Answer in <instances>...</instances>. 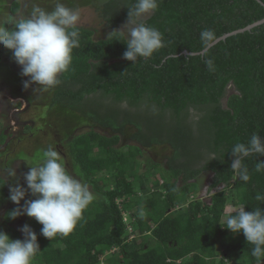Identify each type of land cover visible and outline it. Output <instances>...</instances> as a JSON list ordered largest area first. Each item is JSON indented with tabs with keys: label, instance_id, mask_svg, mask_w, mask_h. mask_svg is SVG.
Listing matches in <instances>:
<instances>
[{
	"label": "trees",
	"instance_id": "1",
	"mask_svg": "<svg viewBox=\"0 0 264 264\" xmlns=\"http://www.w3.org/2000/svg\"><path fill=\"white\" fill-rule=\"evenodd\" d=\"M134 3L108 0L101 10L107 28L113 32L127 23L128 8ZM263 5L255 0H158L157 11L143 22L163 34L165 46L134 63L123 58L126 40L120 34L95 42L91 31L78 28L79 47L60 75L50 105L111 132L103 136L89 130L68 146L83 181L101 199L88 205L69 235L52 241L41 235L42 225L34 219L40 252L32 264H98L101 257L104 264H257L251 255L253 245L243 233L224 227L241 205L249 212L264 209V201L255 199L257 193L264 194V172L255 171L257 160L264 161V156L244 159L250 173L246 183L230 168L234 144L247 143L257 132L264 138V24L212 47L209 56L215 71L207 69L200 55L182 53L200 51L204 29L219 38L264 19ZM17 6L18 1L12 2L11 8ZM128 126L134 129L131 137L137 146L118 148ZM153 145L173 150L167 167L174 180L185 184L208 172L212 174L208 192L224 189L205 204L194 201V184L176 188L162 169L155 170L157 164L136 167L143 149ZM212 154L219 158L210 160ZM151 174L159 175L163 184L154 180L149 190L146 180ZM136 189L145 199L129 204L148 209L133 221L134 226L129 222L144 239L129 243L123 203L118 202H128ZM227 189L233 208H238L229 214H225ZM4 190L0 179V203ZM13 210L4 215L8 224L17 219L9 218ZM0 231L19 239L12 227Z\"/></svg>",
	"mask_w": 264,
	"mask_h": 264
},
{
	"label": "clouds",
	"instance_id": "2",
	"mask_svg": "<svg viewBox=\"0 0 264 264\" xmlns=\"http://www.w3.org/2000/svg\"><path fill=\"white\" fill-rule=\"evenodd\" d=\"M128 9L127 23L110 35L120 34L126 40L123 58L134 63L138 58H151L165 45L163 34L143 22L144 17L157 11L158 0H135ZM79 20V9L69 8L61 0H55L51 11L33 3L30 12L19 18L0 16V46L12 53L14 62L21 67V75L29 78L24 82L25 88L35 84L38 86L35 91L38 88L48 91L60 83V75L67 71L73 50L79 47ZM217 39L211 29L200 32L201 48L197 54L204 58L210 72L215 71V67L209 52ZM253 154L264 156V138L258 132L253 133L247 143L238 142L231 149L230 168L242 182L250 180L249 169L243 161ZM218 158L212 154L210 160ZM255 171L264 172V161L257 160ZM8 174L12 176L16 172L12 168ZM23 179L35 199L25 200V188L19 183L11 187L10 200L17 205L25 200V204L23 208L11 211L9 218L16 219L21 215L34 218L42 225L41 235L51 241L57 236L69 235L83 211L95 199L88 184L68 172L61 154L52 145L41 150L37 163L28 168ZM255 199L264 201V194L257 193ZM123 220L129 232L127 235L134 232L125 216ZM226 224L224 228L232 233H243L247 243L253 245L251 255L257 264H262L264 209L249 212L241 205L235 214L228 216ZM20 231L23 240L11 239L6 232L0 231V264H32L40 252L35 232L27 224Z\"/></svg>",
	"mask_w": 264,
	"mask_h": 264
},
{
	"label": "rangeland",
	"instance_id": "3",
	"mask_svg": "<svg viewBox=\"0 0 264 264\" xmlns=\"http://www.w3.org/2000/svg\"><path fill=\"white\" fill-rule=\"evenodd\" d=\"M13 1H18L20 6V13L17 14V18L29 13L33 3H44L45 6L40 5V7L48 11H51L55 7V0H0V10L3 8L7 16L10 15L8 8ZM107 1L108 0H61L65 6L79 9L80 20L78 21L77 27L91 31L93 33L92 40L95 42L106 39L112 32V30L107 28L106 23L101 17L102 6ZM149 16L144 17L143 21ZM125 24L126 23L119 24L115 31L121 30ZM0 53H2V57L4 56V60L6 61L11 56H9V54L7 55L2 46H0ZM4 60L0 59V75L4 77V79H0V139H4L3 142L0 141V179H2L9 186L12 185V187L19 183L25 188V200L35 199L33 195L30 196L28 193L27 185L24 182L23 176L28 171L29 167H32L37 163V160L41 155V150L46 149L49 145H52L61 154L68 172L84 182L82 175L79 173L78 167L74 164L70 157L68 147L70 141L78 134L87 132L89 130H94L103 136H111V132L98 127V125L96 126L87 119H83V117L77 113H73L57 106L52 107L50 105L52 89H49L48 91H42L38 88L35 91L38 86L34 84H31L28 88H25L24 82L28 80L26 78L23 82V91L25 92L23 95L27 96V99H30V104L27 106V109L24 113L15 114L14 111L18 109L17 107L11 106V108L10 106L7 107L3 104L6 97L4 93L5 86L3 80L6 82V84H10V89L18 82L16 80H18L19 74L14 72V68H9L8 65L5 66L3 62ZM12 66L16 67L19 65H17L14 60H12ZM5 89L9 91V95L11 93L13 96L12 98H17L16 96H19L18 94L14 93L16 92L15 90L14 92H11L8 90V87ZM14 101L15 100H13L12 104L18 105L15 104ZM19 106L21 107L24 105L19 104ZM133 133L134 129L132 127L128 126L124 128L122 136H120L118 148L126 149L128 145L137 146V143L131 137ZM173 155V150L168 145H153L148 149H143L142 156L136 167L140 165V169H144L148 166L150 167L153 164H157L160 168L157 165H153V167L156 168L155 170L161 171L160 169H162V175L170 182L175 181L176 188H181L185 185H188L189 183L194 184L197 187V195L193 198L194 201L210 204V196L217 191L223 190L224 188L220 186L209 193L208 189L212 183V174L208 172L201 174L195 180L189 181L185 184L181 183L179 178L174 180V178H172L171 174L168 172L167 167V161L171 159ZM12 168L15 170L16 175L10 176L8 173ZM150 168H152V166ZM155 170H153V172H155ZM154 180L159 182L160 176L151 174L150 179L146 180L149 190L152 189ZM89 188L93 193L92 188L90 186ZM109 189H111V186L107 187L105 190L108 191ZM226 192L229 201L227 202L225 208V214H229L237 211L238 208H233L232 206L233 202L230 198V190L227 189ZM191 193L194 195L193 189L190 190V194ZM192 194L191 197H193ZM7 196H10V189ZM94 197L95 200L101 199L95 194ZM128 199V202L118 203H123L121 206L122 213L124 214L127 223H131L132 221L134 226L136 219L144 216V213L148 208L146 206L137 208V206L129 204V202L138 203L139 201L145 199L144 193L138 191V189H136V193ZM191 199L192 198H190V200ZM25 200H22L19 205L15 204L14 202L10 204V198L6 200L4 196L3 201L0 203V227H12L13 229L17 230L20 240L24 239L23 233L20 231V229L27 224L33 230L32 223L34 218L21 215L13 222V224H8L5 222L4 215L6 211L11 208H23ZM148 224L151 226V228H153L151 221L148 220ZM131 233L127 235L129 236V238H127V242L129 239H132L134 243H140L144 239V237L139 235L135 229L134 232L132 230ZM217 247L220 252L219 245ZM101 263L103 264L104 260H102ZM98 264H100V261ZM262 264H264V261H262Z\"/></svg>",
	"mask_w": 264,
	"mask_h": 264
},
{
	"label": "crops",
	"instance_id": "4",
	"mask_svg": "<svg viewBox=\"0 0 264 264\" xmlns=\"http://www.w3.org/2000/svg\"><path fill=\"white\" fill-rule=\"evenodd\" d=\"M14 2V1H13ZM12 4V3H11ZM11 4L9 5V8H8V11L10 12V15H12V16H17V14H19L20 12V9H19V3H18V6L17 7H13V8H11ZM39 6L40 5H44V3H37ZM45 6V5H44ZM0 16H4V17H6L7 15L5 14V11H4V9L3 8H1V10H0ZM77 28H80V27H77ZM7 50V49H6ZM5 49H4V51L7 53V55L9 54V59H7V61L6 60H4V56L2 57V53H0V59H2V60H4L3 62H4V65L6 66V65H8V67L9 68H14L15 70H14V72H16V73H18L19 74V76H18V80H16V81H18L17 83H16V85L14 86V87H12V88H10L9 89V86H10V84H6V82H4V80H3V83H4V86H5V88L6 87H8V90H10L11 92H14V90L16 91V92H14V93H16V94H18L19 96H21V97H19V96H16L17 98H12L13 96L11 95V93H10V95H9V91H7V89H5L4 88V93H5V100H4V105H6L7 107L8 106H13V107H17V108H19L20 106H19V104L18 105H14V104H12V101L13 100H16V99H21V100H23V101H25V103L27 104V105H29L30 104V99H27V96H25V95H23V93H25L24 91H23V82H24V80H25V78L26 79H28L29 80V78L28 77H24V76H22L21 75V67L20 66H16V67H13L12 66V60H13V58H12V53L9 51V50H7L6 51ZM0 79H4V77H2V75H0ZM35 85V84H34ZM52 89V95H51V98H52V96H53V92H54V87L53 88H51ZM11 97V98H10ZM51 98H50V103H51ZM0 103H1V101H0ZM5 103H7V104H5ZM12 108V107H11ZM1 140V139H0ZM156 176V175H155ZM12 187V185H8V184H6L5 183V190H4V196H5V198H7V200H8V198L10 197H8L7 195H8V191H9V189ZM10 204H12V201L10 200Z\"/></svg>",
	"mask_w": 264,
	"mask_h": 264
},
{
	"label": "water",
	"instance_id": "5",
	"mask_svg": "<svg viewBox=\"0 0 264 264\" xmlns=\"http://www.w3.org/2000/svg\"><path fill=\"white\" fill-rule=\"evenodd\" d=\"M255 1H257L258 3H260L261 5H263L259 0H255ZM263 7H264V5H263ZM263 24H264V19H261V20H259V21H256V22H254V23H252V24L246 26V27L243 28V29H239V30H235V31H233V32H231V33H227V34H225V35L219 37V38L217 39L215 45H217L219 42H223V41H225L227 38H230V37L235 36V35H237V34H241V33H244V32H247V31H250V30H252L253 28H255V27H259V26H261V25H263ZM215 45H214V46H215ZM214 46H213V47H214ZM182 54L185 55V56H198L197 53H189V52H186V51H183Z\"/></svg>",
	"mask_w": 264,
	"mask_h": 264
},
{
	"label": "flooded vegetation",
	"instance_id": "6",
	"mask_svg": "<svg viewBox=\"0 0 264 264\" xmlns=\"http://www.w3.org/2000/svg\"><path fill=\"white\" fill-rule=\"evenodd\" d=\"M13 102V101H12ZM15 104H22V105H24V106H21V107H19L18 109L17 108H15V109H17L16 111H14V113L15 114H22V113H24L25 111H26V109H27V104L25 103V101H23V100H21V99H16L15 101ZM21 111V112H20ZM12 115V114H11ZM12 117H13V115H12ZM33 128V127H32ZM31 128V129H32ZM6 200H7V198H5Z\"/></svg>",
	"mask_w": 264,
	"mask_h": 264
},
{
	"label": "built area",
	"instance_id": "7",
	"mask_svg": "<svg viewBox=\"0 0 264 264\" xmlns=\"http://www.w3.org/2000/svg\"><path fill=\"white\" fill-rule=\"evenodd\" d=\"M159 183H160V185H162V184H163V181L160 179V182H159ZM103 258H104V257H101V258L99 259L100 264H102L101 262H102Z\"/></svg>",
	"mask_w": 264,
	"mask_h": 264
}]
</instances>
